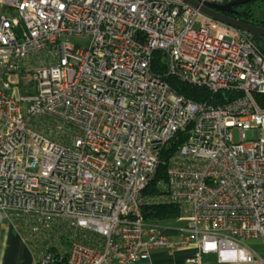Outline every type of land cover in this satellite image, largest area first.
Segmentation results:
<instances>
[{
	"label": "built area",
	"instance_id": "1",
	"mask_svg": "<svg viewBox=\"0 0 264 264\" xmlns=\"http://www.w3.org/2000/svg\"><path fill=\"white\" fill-rule=\"evenodd\" d=\"M155 52L215 102L172 91ZM25 71L36 89L18 96L4 78ZM261 95L255 40L184 0H0V226L34 264H136L189 248L192 264H264ZM155 201L179 208L174 239L142 219Z\"/></svg>",
	"mask_w": 264,
	"mask_h": 264
},
{
	"label": "trees",
	"instance_id": "2",
	"mask_svg": "<svg viewBox=\"0 0 264 264\" xmlns=\"http://www.w3.org/2000/svg\"><path fill=\"white\" fill-rule=\"evenodd\" d=\"M252 13L249 18L253 21H257V26L259 24H264V21L255 19ZM256 26V25H255ZM261 26V25H259ZM263 27V26H261ZM264 28V27H263ZM256 46L260 52H262V48L260 44L255 40ZM152 70L156 74L161 75V78L169 85L170 89L174 91L176 94L183 96L185 99L190 100L192 102H203L213 104L215 102L216 96H213L211 92L202 87H195L189 85L176 77L168 76L166 74V66L164 55L160 52H155L152 58ZM221 96V95H220ZM219 98V97H218ZM257 101L260 105L264 106V95L256 97ZM220 100V99H219ZM173 148H168L164 150L160 154V163L158 167V171L151 182V184L147 187L146 193L151 195L153 198L160 197L166 192V190L162 189L159 185V182H164L165 180V170L168 162V158L171 156L174 151ZM179 208L175 204L164 203V202H151L149 205L143 207L141 214L142 219L146 223H154L159 220H170L174 221L179 216ZM51 264H63V261H60V257L57 254H54V258Z\"/></svg>",
	"mask_w": 264,
	"mask_h": 264
},
{
	"label": "crops",
	"instance_id": "3",
	"mask_svg": "<svg viewBox=\"0 0 264 264\" xmlns=\"http://www.w3.org/2000/svg\"><path fill=\"white\" fill-rule=\"evenodd\" d=\"M165 234L175 238L169 228ZM194 254L193 249H185L176 253L154 252L147 261L136 264H192L188 260ZM202 264H218L214 256H203ZM0 264H34L33 256L22 238L8 225L0 226Z\"/></svg>",
	"mask_w": 264,
	"mask_h": 264
},
{
	"label": "water",
	"instance_id": "4",
	"mask_svg": "<svg viewBox=\"0 0 264 264\" xmlns=\"http://www.w3.org/2000/svg\"><path fill=\"white\" fill-rule=\"evenodd\" d=\"M184 1H186L193 8L198 9L201 15L211 19L215 23L238 29L246 33L253 40L259 41L260 42L259 44L262 48V53L264 54V28L231 20L226 16L227 14L243 15L244 13H239L237 11H234L233 8L246 5L249 3H253L258 0H232L230 2L221 5L204 4L202 6H199L198 3L193 0H184Z\"/></svg>",
	"mask_w": 264,
	"mask_h": 264
},
{
	"label": "rangeland",
	"instance_id": "5",
	"mask_svg": "<svg viewBox=\"0 0 264 264\" xmlns=\"http://www.w3.org/2000/svg\"><path fill=\"white\" fill-rule=\"evenodd\" d=\"M248 6L251 7V11L253 12V17L258 20L264 21V0H258L254 3H249ZM212 28L214 29L216 27L215 24H211ZM69 40L73 43H79V40L77 38H69ZM81 44V43H79ZM30 71V70H29ZM5 81H7L11 85L10 91L12 90L16 91V94L18 96L20 95H29L33 94L36 89V85L34 83V74L32 72L25 71L23 73H20L18 75H8L5 78ZM246 139L251 140L252 138V132L247 131L245 133ZM234 141L239 140L238 132L235 131L233 134ZM146 223V222H145ZM148 225H161L163 228L169 227L170 225L176 227L180 226L181 223L176 220L172 221H166V220H159L155 221L154 223H146ZM246 245L253 246L254 248L257 247L260 249L258 246H261L260 241H245L244 242Z\"/></svg>",
	"mask_w": 264,
	"mask_h": 264
},
{
	"label": "flooded vegetation",
	"instance_id": "6",
	"mask_svg": "<svg viewBox=\"0 0 264 264\" xmlns=\"http://www.w3.org/2000/svg\"><path fill=\"white\" fill-rule=\"evenodd\" d=\"M232 1V0H230ZM254 3V2H253ZM234 11H237L239 13H244L243 15H233V14H227L226 16L228 18H230L231 20H235V21H239V22H243V23H246V24H251V25H256L257 26V21H253L250 17L251 13H252V16H253V12L251 11V7L248 6V4L246 5H242V6H238V7H234L233 8ZM251 16V17H252ZM261 26L264 27V24H259ZM257 26V27H261V26ZM261 27V28H263ZM258 43H260L259 41H257Z\"/></svg>",
	"mask_w": 264,
	"mask_h": 264
}]
</instances>
